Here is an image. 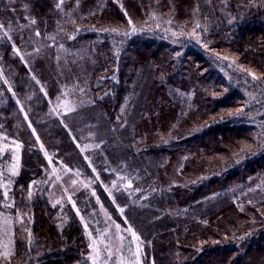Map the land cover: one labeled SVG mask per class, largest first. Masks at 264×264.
Wrapping results in <instances>:
<instances>
[{
    "label": "rangeland",
    "instance_id": "1",
    "mask_svg": "<svg viewBox=\"0 0 264 264\" xmlns=\"http://www.w3.org/2000/svg\"><path fill=\"white\" fill-rule=\"evenodd\" d=\"M232 2V10H224L225 0H188L196 13L193 20L198 29L188 25L185 30L179 28L176 34L182 32L207 56L216 57L221 81L232 79V85L245 94L233 100L238 104L237 110L244 111V106L253 107L261 96L264 100L259 93L264 91V66L254 67L249 56L240 50L221 53L212 47L213 39L228 26L232 27V40L236 38L233 28L254 17L257 4L264 6V0ZM151 19L156 27L172 29L177 25L169 20ZM0 25H3L0 27V264H41L52 255V241L45 246L47 240L39 239L35 212L20 207L30 206L34 200H41L51 208L48 223L54 228L53 240L64 239L65 229L72 226L71 219L78 218L86 240L78 258H70L67 264H154L147 257L146 243L131 223V216L138 215L142 220L150 217L147 209L156 201L157 179L149 161L133 157L127 161L124 151L136 149L138 153L147 146L141 139L135 144L128 142V134L136 132L140 138L156 133L148 112L145 120H139L141 96L146 94L149 82L146 63L128 84L127 91H121L120 100L115 103L107 98L105 102L103 98L111 96V87L120 85V81L100 85L105 76L113 73L116 79L118 74L112 62L114 54L99 49L105 37L77 39L73 19L51 30L43 29L44 25L38 22L5 24L1 17ZM37 31L40 35L35 34ZM114 43L112 39L107 41L110 47ZM16 61L24 66L23 71ZM21 76L26 80L20 81ZM242 78L253 88L246 90ZM23 85L32 90L33 96L40 92L43 97L37 96V101L35 97L26 99L17 91ZM196 116L214 118L207 113ZM245 119L264 151V108L262 112H251ZM29 133L34 136V148L42 152L45 164L35 166V172L29 174V186L22 194L17 186L28 163L24 142L30 140ZM63 138L65 142L61 143ZM252 146L232 151L234 172L242 166L241 157L254 155L257 144ZM206 160L213 161L207 164L214 168L222 164V160L215 161L210 156ZM242 175L232 179L229 188L220 187L219 192L202 198L200 204L184 208L183 217L203 213L225 196L240 209L264 213V163L252 164ZM237 226L244 230L246 222ZM237 226L232 225V234L239 241L244 238V249L239 250L249 248L254 255L259 253L264 242L248 247L246 236L264 231V216L251 221L244 234L241 229L237 232Z\"/></svg>",
    "mask_w": 264,
    "mask_h": 264
},
{
    "label": "trees",
    "instance_id": "2",
    "mask_svg": "<svg viewBox=\"0 0 264 264\" xmlns=\"http://www.w3.org/2000/svg\"><path fill=\"white\" fill-rule=\"evenodd\" d=\"M187 1L63 0L61 8L57 9L60 0H0V17L3 23L12 25L27 24L34 19L46 30L57 29L65 20L73 19V32L77 39L105 37L103 47L101 45L99 49L108 55L114 54L112 62L118 74L116 79L113 73L105 76L100 85L104 87L120 81L117 88L114 85L111 87V96L103 98L105 102L107 98L115 103L120 100L121 91H127L128 84L137 77L141 65L146 63L149 82L146 94L141 96L139 120H145L148 112L156 133L140 138L136 132L128 134V142L135 144L137 139H141L147 146H143L138 153L136 149L124 151L127 161L131 157L149 161L157 179L156 201L147 209L150 217L142 220L138 215L131 216V223L146 243L150 261L154 264H264V245L255 255L249 248L240 251L244 249V238L239 241L232 234V225L245 221L244 230H247L251 221L263 218V212L240 209L234 200L225 196L215 206L205 208L203 213L189 214L187 219L183 217L184 208L191 209L200 204L202 198L219 192L220 187L229 188L232 179L242 177L252 164L260 166L264 163V151L251 133L253 128L244 123L251 112H262L263 96L253 107L244 106V111L238 115V104L233 100L245 97L243 91L232 85V79L225 83L221 81L216 70V65L219 66L216 57L207 56L197 43L186 38L182 32L176 34L179 28L185 30L188 25L198 29L193 20L196 13ZM225 2L224 10H232L234 2ZM256 9L254 17L233 28L236 38L232 40V27L228 26L215 34L212 47L221 53L240 50L249 56L253 66L262 68L263 4H257ZM152 17L176 22L177 25H173L172 29L156 27ZM108 39L115 40L112 47L107 44ZM15 64L23 71L24 66L19 61ZM20 79L26 80L22 76ZM242 83L247 85L243 78ZM212 85H216L214 89ZM249 87L253 88L247 85L246 90ZM17 91L26 99L35 97L37 101V96L43 97L40 92L37 96L30 94L32 90L26 85ZM259 93L264 95V91ZM198 113L214 115V118L204 119L196 116ZM33 116L34 113L30 115L31 118ZM133 128L136 130L135 126ZM28 136L30 140L24 142L28 163L17 186L22 194L29 186V174L35 172V166L45 164L42 152L34 148V136L32 133ZM64 142L63 138L61 143ZM254 144H257L254 155L241 157L242 166L234 172L232 151L249 145L253 147ZM64 148H67L66 145ZM60 150L64 154L63 147ZM207 156L215 161L222 160V164L214 168L207 164L213 162L207 161ZM44 203L34 200L30 206L20 207L26 212L27 209L28 212H35L38 219L36 228L41 235L39 239L47 240L45 246L48 242L53 243L52 255L41 264H67L70 258H78L86 240L85 234L78 218L73 216L71 228L64 231V239L53 240L54 228L48 223L52 217L48 215L51 208ZM235 228L237 232L243 230L239 226ZM246 240L248 247H255L264 242V231L250 233Z\"/></svg>",
    "mask_w": 264,
    "mask_h": 264
},
{
    "label": "snow or ice",
    "instance_id": "3",
    "mask_svg": "<svg viewBox=\"0 0 264 264\" xmlns=\"http://www.w3.org/2000/svg\"><path fill=\"white\" fill-rule=\"evenodd\" d=\"M10 2H14V0H10ZM62 3H63V0H60V3H58V4L56 5V8H57V9H60ZM129 22H130V21H129ZM30 23H31V24H35L36 21H35V20H32V21H30ZM0 27H3V25H0ZM77 31H79V29H78ZM35 34H36V35H40V32L37 31ZM253 79H256V77H253ZM242 112H243V109H240V110L238 111V115L241 114ZM118 119H119V118H118ZM14 174H15V173H14ZM129 187H131V184H129ZM5 195H7V194L5 193ZM29 195H31V193H29ZM69 199H70V198H69ZM120 211L123 212V209L121 208ZM133 236H135V233H133ZM137 239H138V237H137ZM4 256L7 257V256H8V253L5 252V253H4Z\"/></svg>",
    "mask_w": 264,
    "mask_h": 264
}]
</instances>
